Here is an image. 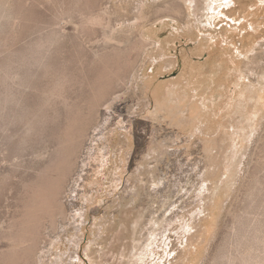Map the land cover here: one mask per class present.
Wrapping results in <instances>:
<instances>
[{
	"label": "rangeland",
	"instance_id": "374dc122",
	"mask_svg": "<svg viewBox=\"0 0 264 264\" xmlns=\"http://www.w3.org/2000/svg\"><path fill=\"white\" fill-rule=\"evenodd\" d=\"M254 225L264 0H0V264H244Z\"/></svg>",
	"mask_w": 264,
	"mask_h": 264
},
{
	"label": "bare ground",
	"instance_id": "6f19581e",
	"mask_svg": "<svg viewBox=\"0 0 264 264\" xmlns=\"http://www.w3.org/2000/svg\"><path fill=\"white\" fill-rule=\"evenodd\" d=\"M174 3H175L174 1H173V3L171 1H168V2H166L165 6H166L167 9H169L171 11H178V7L174 6ZM158 92H160V91H158ZM253 228H254V234L252 235V237H253L252 239L254 240V245H253L252 251L249 252V254L247 253L248 256H246L244 258V264H264V233H262L263 231H260L262 229H260L258 227V225L257 226L254 225ZM221 254H223V253H221ZM224 256L225 255H223V256L221 255L219 259L221 260L222 258H224ZM222 262H224V261H222ZM222 262L220 261V263H222ZM227 263H229V262H227Z\"/></svg>",
	"mask_w": 264,
	"mask_h": 264
}]
</instances>
